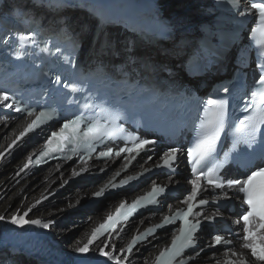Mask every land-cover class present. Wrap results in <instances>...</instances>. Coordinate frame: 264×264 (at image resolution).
<instances>
[{
    "label": "snow or ice",
    "instance_id": "obj_1",
    "mask_svg": "<svg viewBox=\"0 0 264 264\" xmlns=\"http://www.w3.org/2000/svg\"><path fill=\"white\" fill-rule=\"evenodd\" d=\"M229 2L235 3V0H229ZM247 12L253 15L258 14L259 19L264 21V0H252L247 6ZM244 14V11H239V15ZM25 18L31 19L26 16ZM61 31L66 36L68 35L66 29ZM37 35L38 33L34 30L16 32L8 30L0 43L9 45V42L14 40L17 47L30 49L38 46ZM71 47L72 50L67 56L61 52L59 47L56 48L58 58H61L68 66L74 64L73 53L76 46L73 43ZM40 50L43 53L51 52L47 43H44ZM13 55L16 59L23 58L21 52H15ZM74 77L75 73L69 72L67 68H65L63 81L60 74L49 77L50 84L58 86L48 97L49 101L56 104L55 109L47 102L44 106L24 105L15 95L0 90V106L4 109H11L26 119L30 118V122L23 131L7 145L4 151H0V158H6V154L11 155L14 147L19 149L23 143L22 138L28 134L38 129L43 132L44 127L55 119L54 112L62 108L63 104L75 106L76 109L73 114L62 119L56 130H50L49 134L43 137V149L34 156H27V162L16 173L17 176L28 170L30 166L39 167L50 159L72 160L74 156H78L84 162V166L80 167L79 171L73 169L71 177L73 179L83 178L85 173L93 174L87 162L93 158L94 154L98 161L104 162L123 155V168L127 170L132 161H135L142 153H155V145L159 143L156 138L141 137L138 134L139 129L128 131L124 123H119V121L126 122V117L123 115L124 110L111 106L103 98L98 101L93 95H85V89ZM259 83L264 85V65L260 67ZM223 91L227 93L229 88L224 87ZM57 93H63V102L56 100ZM247 95L246 92L245 96ZM256 95L257 93L253 91L249 99H245L244 96L240 97L243 101V111L251 112V115H245L239 119L237 125L238 129H244L247 132L246 137L239 142L243 146L240 154L245 158L241 167L247 170L244 176L227 178L216 163H210L217 158L221 133L225 132L226 127H233L235 122L227 118L228 99L209 98L203 109V115L200 117V138L194 147H189L186 151L192 178L188 180L190 189L176 202L180 206L173 210L172 205L169 204L168 214L162 215L160 223L143 231L137 228L136 234L132 236L126 248H117L113 242L114 237L119 238L120 233L127 227L130 216L138 213L141 208H158L161 198L166 199L167 193L171 191V186L153 181L151 191L130 203L121 202L116 209L115 216L109 215L99 227L93 228L86 241L82 242L77 238L73 242L74 253L99 255L106 258L102 264H109V262L130 264V257L134 250H138V245L150 242V238L157 235V230L172 226L170 240L156 255L155 264H192L206 249H215L217 246L225 248V255L231 257L225 264H264V181L257 182L258 177H264V105L256 104ZM89 113L93 114L94 118L90 119ZM109 144L113 146H108ZM257 145H259L258 149ZM97 147L101 149L98 152ZM66 150L70 154L64 155ZM81 150L84 151V156H80ZM181 151L179 144L161 150L159 159L162 163L155 162L153 168L167 169L168 178L171 180L176 173L178 154ZM151 160H153V155H147L145 163ZM153 168H145L141 175L153 171ZM98 171L103 173L106 169L99 168ZM116 176H120V172H117ZM133 179H139V177L121 179L119 183L113 180L110 185L105 183L103 187H99V190L85 192L84 196L89 201H97L109 193H114L118 188L125 187L129 180ZM67 183L68 180H63L61 186ZM210 197H215V199H210ZM258 197L259 203L257 202ZM43 199L47 200L48 197L45 196ZM234 200L240 202V212L233 220V224L239 230L227 228V235L217 231L211 235L207 244L200 246L198 239L203 230L224 219L221 204L227 205ZM41 203V200H37L26 208H17L9 217L0 214V221L7 219L9 223L20 228L36 226L42 230H52L56 225L54 218L44 220L30 216V214L34 215V210ZM209 205L215 206L213 214H206L204 211ZM77 206H79V201ZM122 220L123 224H121ZM89 224L91 225V217H89ZM234 242L239 243L240 250H237ZM216 264H220L218 259Z\"/></svg>",
    "mask_w": 264,
    "mask_h": 264
},
{
    "label": "bare ground",
    "instance_id": "obj_2",
    "mask_svg": "<svg viewBox=\"0 0 264 264\" xmlns=\"http://www.w3.org/2000/svg\"><path fill=\"white\" fill-rule=\"evenodd\" d=\"M11 1V4L14 2ZM170 2L171 8L170 10L174 13L175 11L179 10L182 4L188 0H167ZM20 2V1H19ZM9 3L5 2L4 6H8ZM11 137V133L9 128H5L1 125L0 127V150L3 145L7 142V139ZM19 164H22L21 160L16 161L11 160L8 161V157L2 158L0 163V214H4L6 217H9L17 208H24L30 206L35 199L39 197L40 192L43 189H48L52 184L58 182L60 177L58 175L60 172H54L53 168L50 170L41 171L42 173L39 175L38 172L32 176H26L25 171L21 172L19 176L16 173L19 171L20 167ZM18 169L14 172V174L7 179V175L14 170L15 168ZM68 166H66L62 171L66 170ZM45 173V174H44ZM44 174V176H42ZM101 174V173H100ZM98 175V183L102 181L101 177H104L105 173ZM101 176V177H100ZM43 177V178H42ZM18 178V180H16ZM19 181V183H17ZM35 184V185H34ZM58 185V183H57ZM57 185L52 187L51 189L55 188ZM67 187L63 188L61 192H67ZM90 189L89 186L84 187L82 190H76V198H80L84 196L85 192H88ZM51 191V190H50ZM48 191V192H50ZM47 192V193H48ZM57 195H52V197ZM103 207L108 206V203L100 202L97 206ZM69 205H66V202L61 200L57 203L49 204L46 202L44 205H37V209L34 210V215L30 214L32 218L46 215V214H57L60 213L61 208H66ZM78 217V216H77ZM76 217V218H77ZM96 216H93L95 218ZM78 218L74 219V217L65 220L62 223L56 224V228L53 231V234L56 238V241L63 244L66 249L73 248V242L79 238L80 240L87 234L86 230L91 226L90 224L81 225L77 223ZM5 221H0V225H2ZM75 222L80 226L75 227ZM0 264L3 263V259L0 258Z\"/></svg>",
    "mask_w": 264,
    "mask_h": 264
},
{
    "label": "rangeland",
    "instance_id": "obj_3",
    "mask_svg": "<svg viewBox=\"0 0 264 264\" xmlns=\"http://www.w3.org/2000/svg\"><path fill=\"white\" fill-rule=\"evenodd\" d=\"M41 173H42L41 171H38V174H39V175H40ZM44 174H45V173H44ZM44 174H42V176H44ZM42 178H43V177H42ZM57 183H58V182H57ZM57 183H55V184H52V185L49 187V188H50V190H51V188H52V187H54L55 185H57ZM34 185H35V184H34ZM49 188H48V189H49ZM65 192H66V191H65ZM54 197H57V196H54ZM59 200H60V199H59ZM59 200H58V201H59ZM58 201L56 202L57 204H58ZM45 203H46V202H45ZM58 214H60V213H58ZM77 218H78V219H80V217H79V216H78ZM75 225H76L75 227H77V226H80V225H79V224H77L76 222H75Z\"/></svg>",
    "mask_w": 264,
    "mask_h": 264
}]
</instances>
